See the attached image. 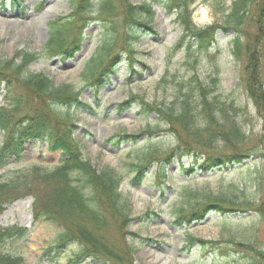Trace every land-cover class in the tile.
<instances>
[{"label": "rangeland", "instance_id": "rangeland-1", "mask_svg": "<svg viewBox=\"0 0 264 264\" xmlns=\"http://www.w3.org/2000/svg\"><path fill=\"white\" fill-rule=\"evenodd\" d=\"M92 1L97 3L98 0ZM130 1L138 5L144 0ZM221 1L197 0L193 14L201 3H205L210 9L207 19L211 22L197 24L193 21L195 25L204 27L220 22L222 15L214 11L216 5L221 6ZM229 1L226 0V5ZM71 2L0 0V57L8 59L19 49L41 52L48 42L51 22L58 16L69 14ZM117 9L118 13L122 12L120 6ZM97 10L93 6L84 16L89 26L78 32L81 40L74 48L75 53L68 57L42 54L26 69L44 72L56 85L70 84L75 89H83L82 102L87 105L71 109L74 125L71 128L82 146L85 159L99 169H115L124 178L120 191L130 200L133 220L123 230L109 224L102 235L120 258L123 251L127 253L123 260L118 258L112 262L109 259L77 260L79 246L76 242L57 249L56 241L64 228L59 222L46 218L34 222L32 196H23L12 202L1 214L3 227L21 226L27 227L28 231L21 238L8 240L0 250L21 256L27 264H254L253 253L246 252L239 244H252L264 252V217L255 211L264 200V117L241 85L247 58L244 49L240 58L234 54L236 33L219 30L210 48L201 51L193 44L189 48L198 79L216 89L215 93L221 99L243 107L245 118L242 122L249 138L245 145L247 159L240 165H226L203 172L190 155H182L181 161L173 158L166 162L164 156H155L146 164L141 179L135 181L136 170L132 164L136 163L137 157L149 150L165 154L178 144V135L167 130L162 123H158L161 130L145 133L148 126L157 123V118L154 114L146 118L140 115L138 97L148 102L171 101L180 85L187 86L192 70L185 50L175 49L181 36L180 27L167 7L158 2L154 5L152 32H145L135 44V56L132 58L123 53L116 73L103 78L99 91L87 87L81 77L82 70L107 33L103 30V23H110L109 17L97 13ZM120 18L121 14L115 19ZM77 25L81 27L83 24ZM246 31L252 34L255 29L247 24ZM122 48L120 44L116 52H121ZM16 88L19 92L20 86ZM5 94L6 85L3 84L0 106L5 103ZM121 133L144 134L136 141L121 142L116 137ZM2 139L0 131V146ZM21 157V161L11 159L6 168L0 169V179L13 177L15 170L32 163L52 168L61 162L62 153L49 151L44 142L33 140L25 144ZM161 163L166 169L165 181L158 171ZM191 167L194 171L187 172L186 169ZM218 191L234 197L240 205L248 204H243L244 210L228 212L225 216L213 210L203 220L176 222L174 217L180 210L186 211L190 205L200 202L205 194L214 195Z\"/></svg>", "mask_w": 264, "mask_h": 264}, {"label": "trees", "instance_id": "trees-1", "mask_svg": "<svg viewBox=\"0 0 264 264\" xmlns=\"http://www.w3.org/2000/svg\"><path fill=\"white\" fill-rule=\"evenodd\" d=\"M159 1L144 0L137 5L130 0H119L117 5L118 0H98L97 3L72 0L70 13L51 22L50 36L41 52L19 49L8 59L0 57V89L3 83L6 85V103L0 106V131L3 135L0 169L6 168L11 159L21 161L23 146L32 139L45 141L50 151L62 153L61 162L52 168L32 163L15 170L13 177L0 179V215L12 202L23 196H32L34 220L46 218L59 222L64 229L58 236L56 248L63 249L66 244L76 242L79 246L77 260L91 258L113 262L120 258L114 247L106 243L102 231L109 224H115L117 229L127 228L133 220L131 203L120 191L124 180L122 174L112 168L95 167L85 159L79 140L73 136L71 109L84 106L81 102L82 90L70 84L56 85L44 72H29L26 67L42 54L65 57L74 52L81 40V33L78 36V32L89 26L84 16L96 6L97 13L108 16L110 23H103V30L107 33L85 63L81 77L86 86L99 90L102 78L115 73L122 54L133 58L135 44L146 31L152 32L154 4ZM196 1L162 0L182 30L175 49L185 50L192 75L187 86L180 85L171 101L148 102L138 97L140 115L146 118L154 114L157 118V123L148 126L145 133L161 130L158 123H162L167 130L178 135V144L165 154L149 150L137 157L136 163L132 164L136 170L135 181L141 179L146 164L152 162L155 156H164L166 162L173 158L181 160V156L187 154L195 159L203 172L226 165H240L247 159L248 148L245 145L249 143V138L242 122L245 118L243 107L221 99L215 93L216 89L200 81L191 61L189 46L193 44L201 51L210 48L219 30L236 33L234 54L237 57L240 58L242 49L245 50L247 62L241 85L264 117V0H230L229 5L222 0L221 6L216 5L214 11L222 15V20L204 27H197L192 20ZM118 6L121 13H118ZM120 14V20L115 19ZM77 23L83 25L78 27ZM247 24L254 27V33L246 31ZM120 44L123 45L122 51L116 52ZM212 83H215L214 80ZM16 86H20L19 92ZM233 111H236L235 114ZM143 134L121 133L116 137L121 142L136 141ZM262 140L264 142V123ZM163 163L158 171L165 181ZM186 170L193 172L194 167ZM233 198L222 191L214 195L205 194L200 202L190 205L186 211L180 210L174 218L183 224L204 219L212 210L223 216L228 212L244 210L247 202L240 205ZM255 211L264 217V200L255 207ZM27 230L0 224V248L8 240L25 236ZM239 246L253 253L254 264L264 263L263 251L252 244L240 243ZM125 252L120 261L124 259ZM0 264L27 263L21 256L0 250Z\"/></svg>", "mask_w": 264, "mask_h": 264}, {"label": "clouds", "instance_id": "clouds-1", "mask_svg": "<svg viewBox=\"0 0 264 264\" xmlns=\"http://www.w3.org/2000/svg\"><path fill=\"white\" fill-rule=\"evenodd\" d=\"M210 12L209 6L205 3H201L198 8L196 9V12L193 14V21L197 24H202L205 22H211L207 19L208 13Z\"/></svg>", "mask_w": 264, "mask_h": 264}]
</instances>
